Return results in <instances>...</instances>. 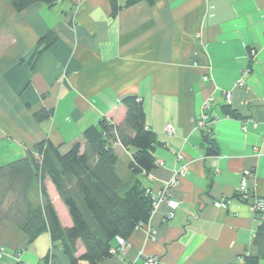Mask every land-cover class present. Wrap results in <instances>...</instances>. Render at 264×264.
Listing matches in <instances>:
<instances>
[{
    "label": "crops",
    "instance_id": "crops-1",
    "mask_svg": "<svg viewBox=\"0 0 264 264\" xmlns=\"http://www.w3.org/2000/svg\"><path fill=\"white\" fill-rule=\"evenodd\" d=\"M127 97L142 102L159 143L155 168L136 180L155 197L177 176L165 195L178 206L168 220L161 204L98 264H141L148 256L158 264H243L256 255L264 214L249 207L264 200V0H69L22 12L0 0V166L43 140L61 152L83 144V132L101 119L120 124ZM224 106L239 117L223 115ZM41 110L50 118L38 123ZM205 114L213 119V156L198 127ZM112 149L120 179L129 180L132 149ZM46 188L70 227L54 188ZM218 201L226 209L214 207ZM32 202L42 204L39 195ZM0 252V264H70L47 232L29 243L6 222Z\"/></svg>",
    "mask_w": 264,
    "mask_h": 264
},
{
    "label": "trees",
    "instance_id": "trees-1",
    "mask_svg": "<svg viewBox=\"0 0 264 264\" xmlns=\"http://www.w3.org/2000/svg\"><path fill=\"white\" fill-rule=\"evenodd\" d=\"M16 12L34 3L48 7L69 0H7ZM132 1H127L126 5ZM49 46V37L42 39ZM122 122L113 125L101 119L87 128L84 143H74L61 152L49 140L37 143L28 154L0 166V223L6 222L20 231L28 242L47 232L53 245H60L70 264H98L117 249L116 238L127 241L132 233L146 223L152 211V195L136 180L149 174L156 165L154 152L159 143L145 124L142 102L127 97ZM223 115L238 118L236 111L222 107ZM200 127L206 143V155H217V144L208 138L212 118ZM36 122L47 121L44 110L33 115ZM114 143L132 149L127 164L129 180L120 179ZM55 190L66 209L71 226L63 227L47 193L46 184ZM39 195L42 204L32 202ZM239 200L240 197L236 196ZM241 202H246L242 201ZM259 252L244 256L243 264H259L264 260V222L257 229ZM83 248L78 255V246ZM262 246V247H261ZM262 248V249H261ZM116 253V252H115Z\"/></svg>",
    "mask_w": 264,
    "mask_h": 264
},
{
    "label": "built area",
    "instance_id": "built-area-1",
    "mask_svg": "<svg viewBox=\"0 0 264 264\" xmlns=\"http://www.w3.org/2000/svg\"><path fill=\"white\" fill-rule=\"evenodd\" d=\"M203 80L205 81V80H207V78L204 77ZM237 86L243 87V83L239 82ZM223 96H224L225 101L228 103L230 101L231 95L229 93H223ZM206 120H207V116L202 115L199 119L198 127H203ZM167 129H168V132L172 131L171 127H169V126ZM175 178H177V176H174V178L170 181V183H168V185L166 186V188L162 192L158 193L155 197L152 196L153 199H152V206H151L152 211L151 212L156 211L161 204H164L166 207L165 217L168 220L173 218L174 212L178 206V203L173 201V200L168 199L165 195V190L167 189V187L169 185L175 183V180H176ZM239 191L242 194L247 193V181H246V179H243L241 181L240 186H239ZM213 206L216 208H220V209H226L227 204L223 201H218V202H214ZM249 209L252 213L264 214V200H261V199L256 200L255 203L250 205ZM115 240H116V244H117V249L113 250V253H115V252L117 253L118 251H120L126 244V241H124L121 238H116ZM1 256H2V253L0 252V258H1ZM39 264H44V263H39ZM141 264H158V262L154 257L148 256V257L143 259Z\"/></svg>",
    "mask_w": 264,
    "mask_h": 264
},
{
    "label": "rangeland",
    "instance_id": "rangeland-1",
    "mask_svg": "<svg viewBox=\"0 0 264 264\" xmlns=\"http://www.w3.org/2000/svg\"><path fill=\"white\" fill-rule=\"evenodd\" d=\"M73 1V0H72Z\"/></svg>",
    "mask_w": 264,
    "mask_h": 264
}]
</instances>
